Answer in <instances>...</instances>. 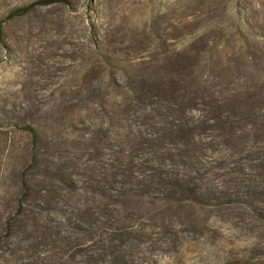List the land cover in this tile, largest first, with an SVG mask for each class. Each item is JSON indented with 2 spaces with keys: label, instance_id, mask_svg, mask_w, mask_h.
I'll list each match as a JSON object with an SVG mask.
<instances>
[{
  "label": "rangeland",
  "instance_id": "rangeland-1",
  "mask_svg": "<svg viewBox=\"0 0 264 264\" xmlns=\"http://www.w3.org/2000/svg\"><path fill=\"white\" fill-rule=\"evenodd\" d=\"M166 71L250 120L154 162ZM0 264H264V0H0Z\"/></svg>",
  "mask_w": 264,
  "mask_h": 264
},
{
  "label": "trees",
  "instance_id": "trees-1",
  "mask_svg": "<svg viewBox=\"0 0 264 264\" xmlns=\"http://www.w3.org/2000/svg\"><path fill=\"white\" fill-rule=\"evenodd\" d=\"M37 5H39V1L17 9L9 17L12 18L19 14L29 12ZM147 81L151 92L152 89H155L154 94L149 92V90L148 93L144 94L138 93V90L131 91L137 100H140L142 102L141 104H144V100L146 99L151 100L150 104L153 105L164 104L162 106H165L167 111L175 118L168 122V127L159 128L154 135H150L152 138L150 148L155 157L153 161L159 162V164H165L167 156L171 160L172 158L178 157L182 158V160L196 159L199 162L197 152L200 150L198 146L203 140L201 138L203 129L213 130L215 133L225 132L229 128H235L243 120L249 121L251 118L248 109L251 103V97L249 95H227L218 91L201 93L194 90L193 87L191 88V85H197L196 81H201L198 76L195 77L194 75V79L174 78L172 73L166 71L161 76L148 77ZM132 90H136V88ZM159 114V116L163 117L162 113ZM148 140L150 141V139ZM163 141H166L168 146L164 147V145L161 147V142ZM174 150L180 153L173 154ZM126 158H129L128 160L133 162L130 160L132 159L131 156H126ZM150 162L151 165L148 164L147 166L139 164L137 169L142 170V172L148 170L146 174L149 175L154 174L155 170H157V165L156 163H152V161ZM187 163H189L187 160L184 161V164ZM129 165L130 163H127L126 168H124L125 172L130 171ZM131 165L133 166V164ZM171 180L167 181V184L171 186H189L188 179ZM161 181H165V179L162 177ZM74 185L75 183L72 184L73 187ZM177 197L178 202L181 200V197Z\"/></svg>",
  "mask_w": 264,
  "mask_h": 264
}]
</instances>
